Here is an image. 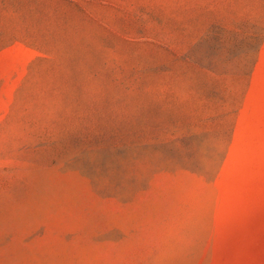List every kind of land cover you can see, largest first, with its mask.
<instances>
[{"label": "rangeland", "instance_id": "1", "mask_svg": "<svg viewBox=\"0 0 264 264\" xmlns=\"http://www.w3.org/2000/svg\"><path fill=\"white\" fill-rule=\"evenodd\" d=\"M0 264H264V0H0Z\"/></svg>", "mask_w": 264, "mask_h": 264}]
</instances>
